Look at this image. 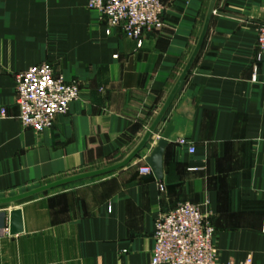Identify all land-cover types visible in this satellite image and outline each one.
<instances>
[{"label":"crops","instance_id":"0c3cea01","mask_svg":"<svg viewBox=\"0 0 264 264\" xmlns=\"http://www.w3.org/2000/svg\"><path fill=\"white\" fill-rule=\"evenodd\" d=\"M163 1L164 27L139 46L119 27L109 33L87 0H0V200L118 164L138 147L188 64L211 3ZM263 23L264 0H217L189 73L136 158L0 203V264H151L155 221L182 201L210 217L222 264H264ZM43 62L78 83L81 97L37 133L19 119L16 75ZM170 122L163 178L140 173ZM15 209L24 231L12 235Z\"/></svg>","mask_w":264,"mask_h":264},{"label":"built area","instance_id":"2783aa9c","mask_svg":"<svg viewBox=\"0 0 264 264\" xmlns=\"http://www.w3.org/2000/svg\"><path fill=\"white\" fill-rule=\"evenodd\" d=\"M88 8L99 12L108 26L119 27L124 34L142 46L146 33L165 25L163 0H87ZM258 55L264 57V23L258 28ZM16 102L21 123L37 133L50 129L58 116L69 113L71 105L81 97V87L56 73L43 62L16 75ZM6 114V109H1ZM186 144L185 141L181 142ZM194 153L195 148L189 147ZM144 165L140 173L150 174ZM216 229L202 205L182 201L162 213L155 221L151 264H222L215 243ZM252 264V258L244 263Z\"/></svg>","mask_w":264,"mask_h":264},{"label":"water","instance_id":"95a60500","mask_svg":"<svg viewBox=\"0 0 264 264\" xmlns=\"http://www.w3.org/2000/svg\"><path fill=\"white\" fill-rule=\"evenodd\" d=\"M217 0H211L209 9H208V14H207V18L202 30V33L200 35L198 44L188 62V64L186 65L185 69L183 70L181 76L179 77L175 87L173 88L170 96L168 97L161 113L159 114L158 118L156 119V121L154 122V124L151 126V128L149 129V131L147 132L146 136L144 137V139L142 140V142L138 145V147L129 155V157H127L124 161L109 166V167H105L102 169H98V170H94V171H90V172H86V173H82V174H78L72 177H67V178H63L60 179L58 181L52 182L50 184L44 185L42 187H39L37 189H34L32 191H29L27 193L9 198V199H4V200H0V203H6V202H15V201H19L28 197H31L33 195L48 191L50 189H53L55 187L73 182V181H77V180H81V179H86V178H91V177H97V176H101V175H105L108 173H111L113 171H116L118 169H121L123 167H125L126 165H128L134 158H136L138 156V154L142 151V149L146 146V144L148 143V141L150 140L152 134L154 133V131L156 130L157 126L159 125L160 121L162 120V118L164 117L169 105L171 104L174 96L176 95L177 91L179 90L182 82L184 81V79L186 78L187 74L189 73L202 45L203 42L205 40L208 28H209V24L211 21V18L215 12V5H216ZM173 122H170L163 134V138L160 139V141L158 142L157 147L152 151V153L146 157V162L149 164V166H151L155 176L158 179H162L163 175H164V171H163V166H164V154H165V150L168 146V138L171 134V132L173 131ZM24 231V221H23V214H22V210L21 209H15L11 211L10 214V233L12 235L15 234H19L21 232Z\"/></svg>","mask_w":264,"mask_h":264},{"label":"rangeland","instance_id":"374dc122","mask_svg":"<svg viewBox=\"0 0 264 264\" xmlns=\"http://www.w3.org/2000/svg\"><path fill=\"white\" fill-rule=\"evenodd\" d=\"M97 179H99V178H97Z\"/></svg>","mask_w":264,"mask_h":264}]
</instances>
